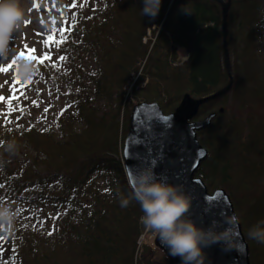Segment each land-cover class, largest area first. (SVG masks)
<instances>
[{
	"label": "trees",
	"instance_id": "1",
	"mask_svg": "<svg viewBox=\"0 0 264 264\" xmlns=\"http://www.w3.org/2000/svg\"><path fill=\"white\" fill-rule=\"evenodd\" d=\"M113 2L108 5L109 9ZM143 6V0H119L116 3L115 11L124 8L122 22L126 31L122 39L120 33L119 39L124 48L118 51L119 62L112 63L116 74L110 80L108 76H102L101 83L94 82L97 85L93 86L103 99L109 95L118 96L117 106L109 110L108 119L97 117L96 109L84 104L93 95L90 97V89L82 81L81 92L74 95L76 110L68 112L71 127L64 125L67 118L57 119L61 139H55L52 129H38L34 125L19 132L12 129L7 135L13 136L16 143L21 142L20 155L15 154L17 149L14 154L9 153L8 141L0 140V180L9 185L3 197L0 188V204L12 205L17 217L23 218V210L19 211L15 206L22 203L18 198L26 200L27 197L11 198L27 190L32 193L28 195L30 204L54 207L50 212L56 223L53 229H48L51 235L44 225H37L39 222H32L20 233L16 229L14 234L0 230V237H4L0 243L2 264H168L165 253L149 239L146 238L141 246L137 244L142 231L139 217L143 212L127 185L122 158L130 108L124 112L121 135L118 134L120 105L130 82L129 76L133 69L137 71L138 59L145 57L133 89L146 80L140 88L146 93L142 102L158 103L164 113L173 112L185 94L200 98L215 93L227 85L229 77L223 58L218 0H162L154 18L143 15ZM91 10L101 11L102 6ZM101 14L104 18L91 32L92 40L85 38L90 34L88 26L85 27L88 19H80L78 26L81 29L61 25L62 33L56 37L54 45L60 54L64 52L68 62L78 63L82 71L85 70L83 55L92 53L97 46L106 49L103 59L112 58V46L101 41L108 39L105 33L108 11L104 9ZM189 14L193 16V30L187 26ZM112 15L116 17L114 13ZM170 21L172 26H167ZM153 27H161L162 31L146 56L142 39ZM227 48L232 87L226 95L201 105L194 118L199 120L215 113L210 124L196 132L208 156L195 176L202 179L208 191L223 189L227 193L234 211L242 219L246 241L255 244L257 250L262 248V243L251 239L248 233L258 222L264 221V0H231L227 16ZM180 54L187 55V59L181 61ZM88 60L91 61L90 57ZM110 84L114 87L111 91L107 89L112 88ZM220 108L224 110L222 113ZM75 124L80 126L75 127ZM112 172L119 175L114 177L115 180L122 176L125 183L120 180L119 197L102 200L97 195V177L110 176ZM82 194L90 196L87 205L79 202ZM122 199L129 200L127 207L120 206ZM118 206L127 210L123 214L125 217L117 218ZM77 208L79 216H76ZM26 231L46 243H51L53 235L55 243L65 235L69 240L61 253L57 252L58 244L47 245L44 250L34 245L35 249L32 248L30 253L37 251L39 255L33 254L26 259L29 253L14 251L11 243L12 239L22 241ZM5 258L9 260L4 261Z\"/></svg>",
	"mask_w": 264,
	"mask_h": 264
},
{
	"label": "rangeland",
	"instance_id": "2",
	"mask_svg": "<svg viewBox=\"0 0 264 264\" xmlns=\"http://www.w3.org/2000/svg\"><path fill=\"white\" fill-rule=\"evenodd\" d=\"M118 1L119 0H114L113 6L109 9L108 5L112 3V0H108V4H105V0H20L21 6L25 8V20L29 21V23H23L20 30L13 33V38L9 46L11 49L9 57L3 62V64H0V67H8V65L11 64L8 72H0V96L5 98L4 100H0V140L5 138L8 141L7 146L9 142L14 141L13 136L10 137L7 135L12 133V129L19 132L22 128H27L30 125H34L38 129H52L55 139H61L57 119L64 120L67 118L64 125L67 128L71 127L72 123L70 122L68 112L74 113L76 110V99L74 95L81 92L80 82L82 81L89 87L90 97L93 95L92 98H88L89 100H82L84 101V104H88V107H94L96 109L94 113L97 117L105 119L109 118V110L113 108L114 105L117 106L118 96L114 98V95H109L108 98L103 99L98 92H95L93 86L97 85L96 83H101L102 76H108V79L110 80V77L116 74V72L114 73L115 68L112 63L115 61L119 62L121 56L118 55V51L124 48L119 41L120 33L122 39L123 32L126 31L124 23L122 22V18H124V8L115 11L116 3H118ZM98 6H102V10L105 9L108 11L106 20L107 29L105 31L108 39L101 41L104 45L112 46L110 47L112 58L109 59V57H104L103 59V52L106 53V49L97 46L94 51H91L93 54L86 53L83 55L82 59L85 64V70L82 71L78 63L72 64L68 62V57H66L65 60H60L61 56L65 57L64 52H62L61 55L60 50L55 47L54 44L56 37H59L62 33L61 25L66 24V27L72 28L73 30L81 29L80 26H78L80 19L81 21L84 19L89 20L85 23V27L88 26V32L90 34L85 38L88 41L92 40L93 35L91 32L95 31L96 28L101 25L102 18H104L101 14L102 10L92 12L93 10L91 9ZM113 13L116 14V17L112 15ZM74 22H76V24ZM96 22L98 23L94 24ZM117 22L120 24H117ZM172 24V21L167 22V26H172ZM153 30H155V34L152 33ZM148 31L150 34L147 32L142 39V44L147 50L145 54L146 56L154 45L155 35L157 37L162 31V28L153 27ZM166 35H171V33L167 34L166 32ZM48 37H51V39L49 40ZM170 38H172V36H170ZM112 42L113 44H111ZM25 44L27 45V48H25ZM21 51H23L24 57H21L16 60L15 64H12V59L19 56ZM29 57H35V59H28ZM88 57H90L92 62L88 60ZM186 57L187 55L184 54L179 55V58L183 61L186 60ZM24 59L34 62L33 64L36 67V73L31 81L25 82L19 80L20 82L18 83L15 76V67ZM41 59L43 60L42 62H40ZM144 60L145 57L139 58L137 67L135 65L137 71L136 69H133L130 73V82L123 95L122 106L120 105L119 135H121V128L124 120L122 118L124 117L126 109L130 108L132 110L135 104L139 101L142 102V96L146 95V93H142V89H140L146 84V80H144L139 87L133 89L134 81L141 73ZM13 86H15L14 91H10V89H13ZM110 87L112 88L107 89L110 91L114 89L112 84H110ZM9 101H11V108L13 109L11 111H9ZM33 101H35V103H33ZM228 105H230V102ZM45 108L48 109L47 112H45ZM79 126V124H75V127ZM15 144L17 149L15 154L20 155L18 148L21 142H15ZM117 176L119 177L115 172H112V175L110 176L99 175L97 177V195L100 196L102 200H114L115 197L117 198L120 196L121 191L119 183L120 180L125 183V180L120 176V179L117 181L114 179V177ZM0 183V188L3 190V197L8 192L9 185H6L2 180H0ZM29 194L32 193L24 190L11 198L13 199L17 196L27 197L26 200H24V198H18L22 203L19 207L15 206V208L19 211L23 210L24 217L18 218L16 215V221L11 232L14 234V229H16L17 233H20L25 230L26 226L32 225V222H39L37 225H44V228L47 229L46 232L49 233L50 231L48 229H53L56 225L54 218H51L52 214L50 212V209L54 210V207H43L37 203L30 204L28 199ZM89 198L90 196H88V194H82L79 199L80 204L87 205ZM10 206L14 208L12 205ZM13 210L16 212V209ZM126 211L127 210H122L121 207L118 206L116 211L117 218L120 216L125 217L123 214ZM76 213H78L76 216H79L78 208L76 209ZM235 213L242 225L243 231L242 219L236 211ZM58 226L59 224L57 222V227ZM0 236H2L1 233ZM10 236L12 237L13 235ZM53 236L51 238V243H46L41 237L26 231L22 241L16 242L12 239L11 243L14 245V251L22 250L29 253V255L26 256V259L30 258L33 254L39 255V252L37 251L30 253L35 249L34 245L41 246L40 248L44 250L47 249V245L49 246L51 244L52 246V244H58L57 247L59 250L57 252L61 253L65 248L66 243H68L69 237L65 235L58 243H55L53 241ZM144 237L147 238V235L142 236L141 239H144ZM2 241H4V239L0 240V243ZM248 245L250 249L251 264L252 262L258 264L260 261L264 264V243H262V248L260 247L257 250L255 244L251 245L248 243ZM8 250H10V247L6 248V251ZM14 251L11 250V252ZM258 255H261V257L259 258ZM1 260L2 257H0V264H2ZM8 260L9 258L4 259V261Z\"/></svg>",
	"mask_w": 264,
	"mask_h": 264
},
{
	"label": "water",
	"instance_id": "3",
	"mask_svg": "<svg viewBox=\"0 0 264 264\" xmlns=\"http://www.w3.org/2000/svg\"><path fill=\"white\" fill-rule=\"evenodd\" d=\"M221 7V33L224 65L229 77L227 85L210 95L194 98L185 94L171 113H164L158 103L139 102L131 110L123 144L124 166L130 188L135 174L149 169L154 178L178 186L188 197L186 218L198 227L208 229L213 224L220 232L231 227L230 245L211 243L203 248V264H251L250 249L243 234L232 201L223 189L210 193L202 179L195 176L201 163L208 156L198 139L199 130L207 127L215 117L194 119L205 102L226 95L233 84V75L227 48V16L231 0H218ZM189 30L194 29L192 14L187 17ZM223 108L219 109L222 113ZM156 161V163H153ZM226 224V221H233ZM156 245L165 253L169 264H181L179 257L169 254V249L157 236Z\"/></svg>",
	"mask_w": 264,
	"mask_h": 264
},
{
	"label": "clouds",
	"instance_id": "4",
	"mask_svg": "<svg viewBox=\"0 0 264 264\" xmlns=\"http://www.w3.org/2000/svg\"><path fill=\"white\" fill-rule=\"evenodd\" d=\"M162 0H143V15L156 17ZM25 21V8L20 0H0V62L8 59L13 33L20 30ZM187 58V57H186ZM36 73L35 65L21 60L15 67V76L21 81H31ZM16 144L9 142L7 151L14 154ZM132 196L138 201L143 215L140 223L146 231L156 234L169 254L179 257L181 264H203V248L211 243L223 242L228 246L232 242L231 227L217 232L213 224L208 229L198 227L186 218L189 207L188 197L178 186L163 183L154 178V173L145 169L135 174L131 182ZM128 199H122L120 206L127 207ZM16 221V212L10 205L0 204V230L10 233ZM226 221V224L233 223ZM264 221L258 222L249 230V237L258 243H264Z\"/></svg>",
	"mask_w": 264,
	"mask_h": 264
},
{
	"label": "bare ground",
	"instance_id": "5",
	"mask_svg": "<svg viewBox=\"0 0 264 264\" xmlns=\"http://www.w3.org/2000/svg\"><path fill=\"white\" fill-rule=\"evenodd\" d=\"M152 33H153V31H152ZM148 34H150V32L148 31ZM155 34V33H154ZM151 37V36H150ZM155 39H156V35H155ZM127 127H128V125H127ZM127 133V132H126ZM125 137H126V135H125ZM123 144H124V142H123ZM122 151H123V148H122ZM122 158H123V155H122ZM123 171H124V175H125V178H126V181H127V185H128V187L130 188V184H129V180H128V176H127V173H126V170H125V166H124V159H123ZM130 190H131V188H130ZM131 192H132V190H131ZM140 218H141V216L139 217V222H140ZM142 225V224H141ZM144 235H147V239H149V240H151V241H153V243H154V245H156V243H155V240H156V237H157V235L156 234H154L153 232H151V231H146L145 230V228H144V226L142 225V231H141V233L139 234V238H138V242H137V244H138V246H141L143 243H144V241L146 240V238L144 237V239H141V237L142 236H144ZM157 246V245H156ZM158 247V246H157ZM139 248V247H138ZM159 248V247H158ZM169 264V263H168Z\"/></svg>",
	"mask_w": 264,
	"mask_h": 264
},
{
	"label": "snow or ice",
	"instance_id": "6",
	"mask_svg": "<svg viewBox=\"0 0 264 264\" xmlns=\"http://www.w3.org/2000/svg\"><path fill=\"white\" fill-rule=\"evenodd\" d=\"M25 24H28L29 21L25 20L24 21ZM48 39L50 40L51 37H48ZM66 39V38H65ZM25 48H27V45L25 44ZM21 57H24V53L23 51L20 52L19 56H16L15 58L12 59V64H15L16 63V60L20 59ZM28 59H35V57H29ZM66 57L64 56H61L60 57V60H65ZM0 64H3V62H0ZM11 67V64L8 65V67H0V72H8L9 71V68ZM17 82L19 83V79H17ZM14 87L13 86V89H10V91H14ZM5 98L3 96H0V100H4ZM33 103H35V101H33ZM13 110L11 108V101H9V111ZM48 109L45 108V112H47ZM153 163H156V161H153ZM49 235H51V232L48 233ZM4 239V237H0V240Z\"/></svg>",
	"mask_w": 264,
	"mask_h": 264
}]
</instances>
